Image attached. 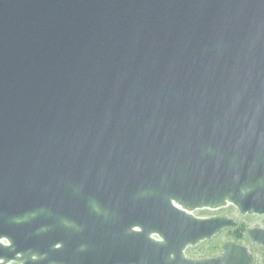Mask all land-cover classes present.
I'll return each mask as SVG.
<instances>
[{
  "label": "water",
  "instance_id": "obj_1",
  "mask_svg": "<svg viewBox=\"0 0 264 264\" xmlns=\"http://www.w3.org/2000/svg\"><path fill=\"white\" fill-rule=\"evenodd\" d=\"M229 204L264 216V0H0V264H252L184 253Z\"/></svg>",
  "mask_w": 264,
  "mask_h": 264
},
{
  "label": "rangeland",
  "instance_id": "obj_2",
  "mask_svg": "<svg viewBox=\"0 0 264 264\" xmlns=\"http://www.w3.org/2000/svg\"><path fill=\"white\" fill-rule=\"evenodd\" d=\"M196 211H201V216H208L210 214H215V213H229L232 215H235L238 222H239V227L230 231H224L220 235L216 236L210 241L203 242L199 245H197L194 248L188 249V252L191 255H210V251L207 249H214L216 245L220 244L222 241L226 239H235L238 238L242 242H249L247 235H246V229L249 227H252L253 225H258V223H262L263 218H260L258 216H240L236 210H234L233 207H227L223 208L220 210L216 211H211V210H196ZM250 248L253 250L255 254V264H264V251L257 247V246H252L250 244Z\"/></svg>",
  "mask_w": 264,
  "mask_h": 264
},
{
  "label": "flooded vegetation",
  "instance_id": "obj_3",
  "mask_svg": "<svg viewBox=\"0 0 264 264\" xmlns=\"http://www.w3.org/2000/svg\"><path fill=\"white\" fill-rule=\"evenodd\" d=\"M227 207H233L234 210H236L237 213H238L240 216H249V217H251V216H258V217H260V218H263V221H264V216H261V215H241V214L238 212V210H237L233 205H230V204L227 205V206L221 207V208H219V209H216V210H220V209L227 208ZM202 210H204V209H202ZM206 210H209V209H206ZM216 210H211V211H216ZM194 215L197 216V217H201V218H209V217H213V216H227V217H229V218H232V219L235 221V223H236V226L231 227V228L223 229L221 232H219L218 234L214 235L211 239H209V240H204V241L200 242L199 244H201V243H203V242H207V241L212 240L213 238H215L216 236L220 235V234H221L222 232H224V231H230V230L236 229V228H238L239 225H240L239 222H238V220H237V218H234V217H232V216H230L229 214H226V213H215V214H210V215H208V216H198V215H196L195 212H194ZM252 227L264 228V222H262V223H258V225H254V226H252ZM252 227H249V228H252ZM249 228L246 229V235H247V238H248L250 244H251L252 246H257V247L261 248V249L264 251V249H263L260 245H258V244H256V243H253V242L250 241V238H249V236H248V234H247V230H248ZM226 241H233V242H235V243H237V244H240V245H243V246L247 247V249L249 250V252H250V253L252 254V256H253V262H252V264H255V261H256V259H255V254L253 253V251L251 250V248H250L249 246L244 245V244L238 243V242H236V241H234V240H232V239H226V240L222 241L220 244L216 245L214 249H210V250L207 249V250L210 251V253H211L209 256H208V255H204V256H191V255H188V254H187V250H188V249L194 248V247H196V246L199 245V244H197V245H195V246H189V247H187V248L185 249L184 253H185V255H186L187 257L194 258V259L207 258V257H216V256H218V255L221 254V252H222V245H223Z\"/></svg>",
  "mask_w": 264,
  "mask_h": 264
}]
</instances>
